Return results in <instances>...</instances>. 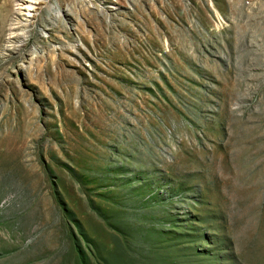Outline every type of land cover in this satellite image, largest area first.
<instances>
[{
	"label": "rangeland",
	"instance_id": "rangeland-1",
	"mask_svg": "<svg viewBox=\"0 0 264 264\" xmlns=\"http://www.w3.org/2000/svg\"><path fill=\"white\" fill-rule=\"evenodd\" d=\"M56 1L0 40V264H264V0Z\"/></svg>",
	"mask_w": 264,
	"mask_h": 264
},
{
	"label": "bare ground",
	"instance_id": "bare-ground-1",
	"mask_svg": "<svg viewBox=\"0 0 264 264\" xmlns=\"http://www.w3.org/2000/svg\"><path fill=\"white\" fill-rule=\"evenodd\" d=\"M28 1V0H26ZM45 5L49 4V0H44ZM63 0H57L56 2L58 4H61ZM12 0H4L3 3L0 5V40L2 39V36L7 29V25L9 21L11 20V16L13 14L14 8L13 4H11ZM22 4V3H21ZM52 7V3L48 5V8ZM28 8V7H24ZM67 13H71V11H68Z\"/></svg>",
	"mask_w": 264,
	"mask_h": 264
}]
</instances>
